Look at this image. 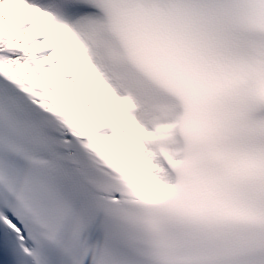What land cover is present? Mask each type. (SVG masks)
Segmentation results:
<instances>
[{
  "label": "snow or ice",
  "instance_id": "1",
  "mask_svg": "<svg viewBox=\"0 0 264 264\" xmlns=\"http://www.w3.org/2000/svg\"><path fill=\"white\" fill-rule=\"evenodd\" d=\"M0 264H264V0H0Z\"/></svg>",
  "mask_w": 264,
  "mask_h": 264
},
{
  "label": "clouds",
  "instance_id": "2",
  "mask_svg": "<svg viewBox=\"0 0 264 264\" xmlns=\"http://www.w3.org/2000/svg\"><path fill=\"white\" fill-rule=\"evenodd\" d=\"M181 137L186 145L197 144L214 134L210 121V100L203 92L194 90L187 102H182L180 111Z\"/></svg>",
  "mask_w": 264,
  "mask_h": 264
}]
</instances>
